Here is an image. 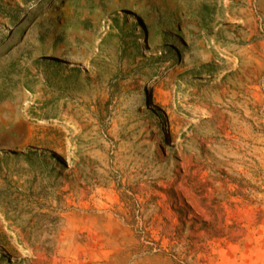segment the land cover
<instances>
[{
	"label": "rangeland",
	"instance_id": "rangeland-1",
	"mask_svg": "<svg viewBox=\"0 0 264 264\" xmlns=\"http://www.w3.org/2000/svg\"><path fill=\"white\" fill-rule=\"evenodd\" d=\"M0 264H264V0H0Z\"/></svg>",
	"mask_w": 264,
	"mask_h": 264
},
{
	"label": "trees",
	"instance_id": "trees-1",
	"mask_svg": "<svg viewBox=\"0 0 264 264\" xmlns=\"http://www.w3.org/2000/svg\"><path fill=\"white\" fill-rule=\"evenodd\" d=\"M192 230L195 231V232L197 231L195 225L192 227ZM175 234H176V235H174V236L172 237V240H180V239L182 238V236H181L179 230H176V231H175ZM181 244H182V243H181ZM200 253H201V251H196V249L193 247V249H192L191 251H189L188 254H189V255L195 254V256L197 257Z\"/></svg>",
	"mask_w": 264,
	"mask_h": 264
}]
</instances>
